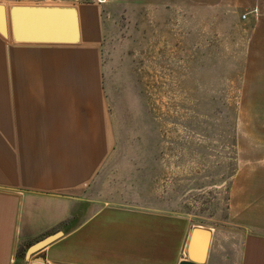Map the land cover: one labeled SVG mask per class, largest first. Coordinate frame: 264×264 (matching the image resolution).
I'll use <instances>...</instances> for the list:
<instances>
[{
  "label": "rangeland",
  "instance_id": "obj_1",
  "mask_svg": "<svg viewBox=\"0 0 264 264\" xmlns=\"http://www.w3.org/2000/svg\"><path fill=\"white\" fill-rule=\"evenodd\" d=\"M91 2L115 151L87 195L184 216L240 251L264 218V0H0Z\"/></svg>",
  "mask_w": 264,
  "mask_h": 264
},
{
  "label": "crops",
  "instance_id": "obj_2",
  "mask_svg": "<svg viewBox=\"0 0 264 264\" xmlns=\"http://www.w3.org/2000/svg\"><path fill=\"white\" fill-rule=\"evenodd\" d=\"M10 5L0 20V264H178L195 227L186 217L87 195L115 151L99 55L102 5H76L73 44L14 40ZM259 219L236 252L222 251L202 226L211 231L204 264H264ZM57 232L19 261V250ZM202 248L200 238L193 253Z\"/></svg>",
  "mask_w": 264,
  "mask_h": 264
},
{
  "label": "water",
  "instance_id": "obj_3",
  "mask_svg": "<svg viewBox=\"0 0 264 264\" xmlns=\"http://www.w3.org/2000/svg\"><path fill=\"white\" fill-rule=\"evenodd\" d=\"M12 37L18 42L73 44L80 39L78 11L74 6L57 5H12L9 8ZM5 7L0 4V20L4 19ZM6 35V31L1 28ZM60 236V232L47 236L32 244L25 251V258L47 246ZM203 240L202 255L193 253L199 239ZM211 231L202 226L191 229L186 258L178 264H204V258L210 243Z\"/></svg>",
  "mask_w": 264,
  "mask_h": 264
},
{
  "label": "trees",
  "instance_id": "obj_4",
  "mask_svg": "<svg viewBox=\"0 0 264 264\" xmlns=\"http://www.w3.org/2000/svg\"><path fill=\"white\" fill-rule=\"evenodd\" d=\"M23 250V249H22ZM25 250V249H24ZM20 256V255H19Z\"/></svg>",
  "mask_w": 264,
  "mask_h": 264
}]
</instances>
